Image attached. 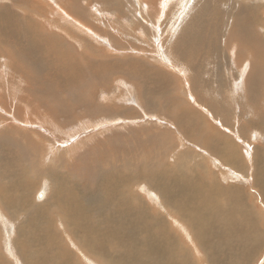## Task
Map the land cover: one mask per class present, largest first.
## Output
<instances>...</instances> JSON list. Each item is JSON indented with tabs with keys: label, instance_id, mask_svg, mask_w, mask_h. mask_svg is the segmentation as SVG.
<instances>
[{
	"label": "bare ground",
	"instance_id": "obj_1",
	"mask_svg": "<svg viewBox=\"0 0 264 264\" xmlns=\"http://www.w3.org/2000/svg\"><path fill=\"white\" fill-rule=\"evenodd\" d=\"M51 1L52 0H50V2ZM72 1L74 2L71 5L67 6L66 3L64 5L61 4L58 9L66 18V24L69 25L70 22H72L73 27L80 25L83 29L85 28V30L88 29L93 32L94 35L90 37H93L92 40L96 42L95 46L93 45L95 51L98 49L97 45L100 44L103 50L119 52L115 48L119 44H114L115 40L113 35L104 33V35H102L104 37H99L98 35L100 34L86 26L83 21L79 20L78 15L81 13V9H78V5L81 0H79V4L78 0ZM104 1L105 0H103V3L101 2L102 5L100 7L104 5H107V7L101 8L100 12L94 11L96 15L93 16L95 20L93 22L95 24L99 25L102 22L104 26L105 20L109 22V26H111L110 23L116 24L113 20L112 22L110 18V15L115 12L118 13L116 16L124 19L129 15L127 14V16H125L126 11L119 0ZM136 1L139 4L141 2L142 6L148 10L149 7L146 8L147 4L143 0H140V2H138V0ZM163 1L166 2L167 0ZM186 1H184L183 4L179 2L176 3L177 7H184L186 4V11L184 13V18L183 14L181 15L183 19H180V25L176 26L173 30H176V32L173 34L175 38L172 41L170 50L177 57L176 59L181 65L186 64V75L188 72L191 73V75H187V78L190 80L187 79V83L189 84L188 91L194 95L193 97L195 98V100H191L194 101L195 105L207 112V116H209V119L213 123L222 124L221 121H223L224 124H227L228 113L226 112L228 109L226 103L221 100L219 94L220 91L224 90L222 88L226 85V81L221 77H216L213 79L212 83L209 82L206 79V70L208 69L205 68L207 66L205 65V67L204 64L198 63L202 60L205 62L207 58H212L220 60L222 66H231H227L226 60L222 59V57H224L222 56L224 55L223 53L227 51L226 46L228 44L231 50L230 54L233 55V58L228 57V55L227 58L235 60L234 62L239 66H242L243 63H245V65L254 63L255 70L252 73L247 72L249 73L247 78L250 77L249 88L254 93V99H258L257 109L261 110L260 113H257L250 104V109L247 113L248 107L245 106L246 111L242 115L244 119L237 122L240 127L237 128L236 126L233 130L235 133L239 132V135L242 137V130H248L249 133H251L250 140H254L256 143L258 141L264 142V95L260 96L259 94V90L264 87V3L259 2V0H203L199 3L200 0H198L197 3L194 1L188 4L190 0ZM6 2L4 6H0V52L4 49L9 54L12 61L25 65L28 69L32 70L33 74L36 72L34 80L31 81L29 76L26 78V80L32 84V86H30L31 88L29 87L30 91L34 90L35 92H42L49 96H54L51 94L56 93L49 92L52 87L59 88V91L67 88L70 89L80 84L82 79H87L88 77L90 82L92 81V84L108 82L110 84L112 79L117 80L121 77L124 81H131V83H135L136 86H138L135 87L141 92L137 95L138 101L142 103L139 104L136 102V104L139 106L147 104L151 109L149 110L150 114L160 115L164 121H168L166 117L168 112L173 108H178L179 104L170 99L169 86L175 81L174 78L172 82V77H169L167 74H161L157 82L150 78L147 79L146 77L136 78L134 81L130 77L118 73L122 64L117 60L106 62L97 61L93 63L83 52L86 50V46L92 45L93 42L91 40H86V38L84 41H82L83 39L79 41L80 38L76 35L67 33L75 45L78 46V49H74L71 44L65 43L55 32H47L35 21L34 15L36 13L33 14L31 13L32 9L25 8V5L30 3L29 1L6 0ZM101 3L99 1V4ZM198 3L199 5L197 6ZM55 4H57V0H55ZM162 4L164 5V2H162ZM72 5L73 8L71 7ZM88 7H90L89 4ZM100 18L103 19L101 20ZM127 19L128 18H126V20ZM121 27L126 37L128 33L126 31L127 27ZM113 30H115V28H112V31ZM116 33L122 34L119 28H116ZM82 34L84 35V33ZM89 34L92 35L91 33ZM106 41L110 46L109 48L113 49H109L105 46L104 42ZM232 41L234 42L231 43ZM127 50L128 49L123 51ZM129 50H133L138 54L140 53V51L132 47L131 49L129 48ZM80 51L83 53L79 56ZM248 55H252L251 60H249ZM6 57L9 59L8 55ZM135 64L136 62L132 63L129 68L133 73L136 70ZM219 65H221L220 62ZM111 69H113L112 79L107 75ZM236 71L235 69V72ZM25 72L21 73L25 75ZM192 72H194V77L192 76ZM233 74L236 75L235 73ZM239 74L241 75V73ZM161 78H163V80ZM241 81L242 86L245 88L246 81L243 79ZM175 84H178L177 81H175ZM122 86L124 85L122 84ZM109 87L108 90H105L106 93L110 92ZM243 87L235 89L237 92L240 90V94H237L240 96V98H238L240 100L242 97L241 94L244 92ZM144 90L146 91L144 92ZM209 90H212V92L219 90L218 94L215 92L217 95L211 96L213 100L211 108L202 100L207 97L206 92ZM188 91H186V95ZM81 93H83V91H81ZM123 93H125V91ZM127 94L129 93L127 92ZM192 95H190V98H192ZM54 98H58V96H54L53 99ZM234 103L236 106L235 108L232 106L235 115L233 119H236L237 114L239 118L238 103H241V101L235 100ZM80 104L81 103L78 101H75L72 108L69 106V108L65 110V112H68V116H63L62 120L64 121L70 117L73 109L79 107ZM76 105L77 107H75ZM111 108L116 110L119 107L117 103L114 102ZM157 108H164L165 111L163 113L154 111ZM179 109L184 112L187 118L186 131H188V129L191 130L187 125V123H190L194 125L192 130L201 132L200 117L190 112L188 108L183 109L179 107ZM169 121L170 124H172L171 122L173 121L170 119ZM203 127L207 130L205 136V133L201 135V141L210 152L201 148V146H195L207 152V154L211 153L216 157H222L225 152L227 158H229L226 166L230 165V167L238 170L239 167H241V163L240 160H238L234 142L230 141L225 136L220 139L212 127L207 126L206 121ZM222 129L226 130L225 127H222ZM150 139L152 143H145L143 140L142 143L136 147L137 152L134 155L128 158L114 159L109 162L107 170L99 173L97 169L94 168L98 173L95 171L94 173H96V175H94L92 179L86 180L87 177H84V179L82 178V180H84L82 184L84 192H77L73 186L70 187L69 185V187H66L64 185L66 178L60 174L62 169L65 168L63 165L54 166L55 169L60 171L56 173L50 171V168H48V170L46 169L48 172L44 168L41 169L40 175L44 180V185L50 183L56 184L53 193L55 198L49 200V196H46V189L44 190V188H41V193H38L39 191L34 193V197L38 200L34 201L36 202L35 204H33L32 199L28 197L30 191H32H29V187H31L33 183H26L23 179L25 172H27V168L23 166V170L17 173V164L12 160V153L9 147V144H11L10 140L1 144L0 147L6 148L8 154H10L9 160H3V155L0 153V213L14 224L13 228L8 230L9 235L7 236L11 238V241L13 240L15 226L16 223H18L17 219H22L20 217H23L26 218L27 222L20 227L21 232H28V222H31V224L36 227L35 231L38 233L37 235L35 234L33 240L38 241L41 236L43 240V232H41L43 226L55 228V216L49 215L52 212H57V215H59V223L57 222V226L62 227L64 235L58 245H56L51 243L52 239L56 237V234L52 236L48 232L45 241L43 240L44 242H42V245L39 244V247L35 245L32 247V241L30 242V240L25 242L20 241L21 238L16 240L15 247H13V243L7 238L6 241L12 249L21 253L22 264H68L66 258L68 259L73 255L70 248L67 247V242L74 244L78 252L80 251L86 254V256L89 255L103 264H139L136 261L139 262L140 259L145 261L144 256L147 253L146 249L143 248L145 242L140 241V250L139 248L132 250L133 248L129 245L132 236L129 235L127 230L125 231L122 229L125 220L132 221L129 213L127 211L125 212V209L133 200L135 196L134 193L142 195L139 191L135 190L134 187L143 188L145 196L148 198L146 201H152L160 210L163 208L167 209L169 201L174 197L187 193L189 194L190 192H187L189 189L192 190L191 194L198 193L200 199L193 198L195 202L191 204L193 205L192 210L194 211V214L191 215L192 217L188 220L181 219L180 216L175 218V224L182 223L180 226L186 227V233L183 231H181L182 234L180 233L181 240L183 237L189 238L191 249L193 248L194 253L196 251L197 255L204 258L205 264L252 263L264 249V222L259 214H256L252 209L246 207L241 202H232L228 200L220 202L216 199L215 195H223L222 191H224L228 198L230 196L236 198L237 193L234 192H240L237 188H233L232 186L229 188H221L213 182L212 179L215 172L212 170L215 171L218 169L219 165H222L220 160H209L210 164L208 165H212L213 169L211 168L212 170H205L204 172L209 177L208 182L200 184V181H196L193 183H197V185H193L190 183L189 178H186L184 168L179 166L181 165L179 164V160H174L175 164L173 165L167 160H164L168 145L165 143L160 144V140L155 134H153ZM182 140L181 138V141ZM263 146L264 144L254 146V174L251 178L252 184L259 190L260 195L264 198ZM257 147L262 148L257 149ZM124 151L130 153L131 150L124 149ZM119 160L123 161L125 170L123 174L115 168ZM205 161L207 162L208 160ZM186 164L192 163L190 160H186ZM81 165H83V163H81ZM82 168L83 167H81V169ZM209 174L211 175L209 176ZM69 176L73 177L72 174L68 175L67 182H69ZM16 178L17 181H15ZM195 179L196 176L194 175L193 180ZM37 181L40 182V177ZM169 182H173V185L178 187L182 194L177 192L174 187L166 184ZM74 184L77 185L78 183ZM22 190H24V193ZM14 192H19L21 196L20 201L16 205L13 204V201L6 199V197L13 195ZM22 195L25 196L28 207H22ZM66 195L68 197H66ZM25 201H23V203ZM38 202H45V205L39 207L37 205ZM142 202L143 195L139 197L136 207H140ZM185 204L186 206L190 205L189 201H186ZM169 209L171 210L170 207ZM9 212L13 213V217L9 215ZM141 213H143L142 210ZM200 215H207L209 221H204L202 219L192 220L194 217ZM32 218H34V221H32ZM209 223L218 226L220 230H216V228ZM5 224L7 225V222L4 223V225ZM171 225H173V221H171ZM135 226L136 224H134L132 228ZM0 228H2L1 225ZM5 246L4 244V248H6ZM158 246L163 247L159 244ZM173 248L177 254L182 247L180 244H178V246L173 244ZM138 250L141 258L137 256ZM155 252L154 257L157 261L153 264H174L172 260H164L166 255L162 251L159 250ZM38 254H42V258L39 260L40 263L36 261ZM189 254L192 255L191 250L189 251L187 248L183 249L179 256H177V262L180 260L181 262H179V264H189L187 262ZM3 256L4 255L0 252V264H8ZM29 256L34 257V259L29 258ZM77 259L75 255V264H81V261L79 259L77 261Z\"/></svg>",
	"mask_w": 264,
	"mask_h": 264
},
{
	"label": "rangeland",
	"instance_id": "obj_2",
	"mask_svg": "<svg viewBox=\"0 0 264 264\" xmlns=\"http://www.w3.org/2000/svg\"><path fill=\"white\" fill-rule=\"evenodd\" d=\"M27 1L30 3L28 5L24 4L26 6L25 8L32 9L31 13L33 14L36 13L34 15L35 21L47 32H55L65 43L71 44L74 49H78V46L75 45L67 33L76 35L80 38L79 41L82 39V41H84L86 38V40H91L93 42L92 45L86 46V50L83 51L91 62L95 63L97 61L106 62L117 60L122 64L118 73L126 75V77H130L134 81L136 78L146 77L147 79L150 78L151 80L157 82L161 74H167L169 77H172V82L174 78L178 84H175V81L170 84V99L179 104L178 108H173L168 112L166 116L168 121H164L160 115L150 114L149 110L151 109L147 104L142 106L136 104V102L139 104L142 103L138 101L137 95L141 93L135 88L138 86H136L135 83H131V81H124L121 77L117 80L112 79L113 69L109 70L107 73L110 79H112L110 84L109 82L92 84V81L90 82L88 77L87 79H82L80 84L70 89L67 88L59 91V88L52 87L49 92L56 93L51 94L55 97L58 96V98L53 99L54 96H49L42 92H35L34 90L30 91L29 87L32 86V84H30L31 82L27 81L26 78L29 76L31 81L34 80L36 72L33 74L32 70L28 69L25 65L12 61L9 54L4 49L1 50L0 145L10 140L11 144H9V147L12 153V160H14L17 164L16 172L18 173L23 170V166L27 168V172H25L23 179L26 183H33L31 184L32 186L29 187V191H32H30V194L28 195L29 199H32L33 204L36 203L34 201H38L34 197V193L36 191L41 193V188H44V190L46 189V196H49V200H53L55 198L53 193L55 191L56 184L50 183L44 185V180L40 175L41 169L44 168L45 170H48V168H50V171L56 173L60 171L55 169L54 166L63 165L65 168L62 169L60 174L66 178L64 185L66 187H69V185L70 187L73 186L77 192H84L82 186L84 180H82V178L84 179V177H87L86 180L92 179L94 175H96V173H94L96 171L94 168H96L100 173L107 170L109 162L112 160L126 157L128 158L129 156L134 155L137 152L136 147L141 144L143 140L145 143H152L150 137L155 134V136H157L160 140V144L165 143L168 145V150L166 151L164 160H167L172 165L175 164L174 160H179V164H181L179 166L184 168L186 178H189L190 183L193 185H197V183H193L196 181H200V184L208 182L209 177L204 172L205 170L213 169L212 165H208L210 164L209 160H220L222 165H219L217 170H212L215 172L212 179L213 182L221 188H229L232 186L233 188H237L240 192H234L237 193L236 198L231 196L228 198L224 191H222L223 195H215L216 199L220 202L227 200L232 202H241L246 207L252 209V211L256 214H259L264 222V198L260 195L259 190L252 184L251 178L254 174V146L264 144V142L258 141L256 143V141L250 140L249 138L251 137V133H249L248 130L245 131L241 129L243 137L239 135V132L235 133L233 130L236 126L237 128L240 127L237 122L244 119L242 115L246 111L245 106L248 107L247 113L250 109V104L254 107L257 113L261 112V110L257 109L258 99H254V93L249 88L250 77L247 78L248 74L255 70L254 63L250 65H245V63H243V67L236 64V62H234L235 60H231L233 55L230 54L231 50L228 44L226 46L227 51L226 53H223L224 55L222 56L224 57H222V59L226 60L224 61L227 66H231H222L220 60L212 58H207L208 60L205 59V62L202 60L203 62L200 61L198 63L207 66H205V69H208L206 70V79L209 82L212 83L213 79L216 77H221L226 81V85L224 84L225 86L222 88L224 89L223 91L219 92V90H217L212 92V90H209L206 92L207 97L202 99L206 105L211 108L213 101L211 96L217 95L219 92L221 100L226 103L228 109L226 112L228 113L227 124H224L223 121H221L222 124H216L209 119L207 112H205L201 107L195 105L194 101H192L195 100V98L193 97L194 95L189 93V84L187 83V75H191V73L188 72L186 75V64L181 65L176 59L177 57L170 50L172 47V41L175 38V35L173 34L176 32V30H173L176 26L180 25L181 20L185 17L184 13L186 11V0H167L166 2L163 0H143L148 5H146V8L149 7L148 10L142 6L140 0H138L140 4L137 3L136 0H119L122 3V7H124V10L126 11L125 16H127V14L129 15L127 17L124 16V19L116 16V14H118L116 12L111 14V21L113 20L114 23L118 24L116 25L110 23L111 26H109V22L106 20L104 21V26L102 22L99 25L93 22L95 21L93 17L96 15L95 12H100L101 8L107 7V5L100 7L103 0H81V5L78 0V9H81V13L79 15L77 14L79 20L83 21L86 26L92 28L100 34L98 35L99 37H104L102 36L104 33L113 35L115 40L114 44H119L115 47L119 52L103 50L100 44L97 45L98 49L95 51L93 45L95 46L96 42L92 40L93 37H90L94 35L93 32L88 29L85 30V28L83 29L80 25L73 27L72 22H70L69 25L66 24V18L58 11V9L61 4L64 5L66 3V5L69 6L74 1L57 0V4H55V0H52L51 2L50 0ZM99 1L102 3L99 4ZM107 1L108 0H105L104 2ZM184 1H186L184 7L176 6V3L179 2L183 4ZM194 1L195 3L198 2V0H190L188 4ZM202 1L203 0H200L199 3ZM162 2H164V5ZM259 2L264 3V0H259ZM6 3V0H0V6H4ZM88 4L90 7H88ZM71 7L73 8V5ZM142 7L144 8V11ZM182 14L183 18L181 16ZM126 18H128V21ZM100 19L102 20L103 18ZM121 26L127 27L126 31L128 33L126 37L124 36ZM112 28H115V30L112 31ZM116 28H119V31H121L122 34L116 33ZM82 33H84V35ZM233 42L234 41L231 43ZM104 43L107 48L110 47L107 44V41ZM131 47L140 51V53L138 54L133 50H129ZM126 49L128 50L123 51ZM83 52L80 51L79 56ZM130 52L133 53L131 54ZM7 55L9 59L6 57ZM227 55L231 58H227ZM248 58L251 60L252 55H248ZM134 62H136V70L133 73L129 70V68ZM219 62L221 65H219ZM235 69L237 70L236 72ZM21 72H25V75ZM192 73V76L194 77V72ZM239 73H241V75ZM161 79L163 80V78ZM242 79L246 81L245 88L241 84ZM122 84L124 86H122ZM108 87L110 92L106 93L105 90H108ZM238 87H243L244 89V92L241 94V100L238 99L240 96L237 95L240 94V90L238 92L237 90L235 91ZM81 91H83V93H81ZM124 91L125 93H123ZM145 91L146 90H144V92ZM186 91H188V96L186 95ZM127 92L129 94H127ZM259 94L260 96L264 95V87L259 90ZM190 95H192V98H190ZM235 100L241 101L242 104L238 103L239 118L237 114V118L233 119V116L235 115L232 106L235 108ZM75 101L81 103L80 106L77 107V104L75 106L77 108L74 107L75 109H73L70 117L63 121L62 117L68 116V112H65V110H67L69 106L72 108ZM114 102H116L119 107L116 110L111 108ZM179 107H182L183 109L188 108L190 109V112L200 117V125L202 128L201 132L192 130L194 125L190 123H187V125L188 128H191V130L188 129V131H186L187 118ZM154 111L163 113L165 109L157 108ZM169 119L174 122H171L173 125L170 124ZM205 121L207 126L212 127L220 139L225 136L227 139L234 142V146L236 147L238 154V160H240L241 163V167H239L238 170L230 167V165H228L229 167L226 166L229 158H227L224 151V155L222 157H216L213 154H207V152L198 148L201 146V148L210 152L205 148V145L201 141V135L203 133H205L204 136L206 135L207 129L203 127L205 125ZM222 127H225L226 130H223ZM181 138L183 139L182 141ZM258 148L260 149L262 147H257V149ZM124 149H130L131 151L130 153H127ZM0 153L3 155V160H9L10 154H8V150L6 148L0 147ZM186 160H190L192 164H186ZM205 160L208 161L206 162ZM81 163H83V165H81ZM81 167L83 168L81 169ZM115 168L122 174L125 172L122 160L117 161ZM70 174H72L73 177H68L69 183L67 182V176ZM194 175L196 176L195 180H193ZM210 175L211 174H209V176ZM39 177L40 182L37 181ZM15 181H17V178ZM74 183L78 184L75 185ZM166 184L174 187L177 192L182 194L181 190L173 185V182ZM134 189L143 195V202L140 207H136L138 199L139 197H142V195L134 193L135 196L133 200L125 209V212L127 211L129 213L132 221L125 220L122 229L125 231L127 230L129 235L132 236L129 242V245L133 248L132 250H136V248L141 247L140 241L145 242V246L143 247L147 251L144 256L145 261L140 259L139 262H136L139 264H153L157 261L154 257L156 253L155 251L158 252L160 250L166 255L164 260H172L174 261V264H179L181 261L178 260L177 262V256H179L183 249L187 248L189 251L191 250L192 253V255L189 254L187 257V262L189 264H205L204 258L197 255L196 251L194 253L193 248L191 249V242H189L190 239L183 237L181 240V231L186 233V227L180 226L182 223L175 224V218H178V216H180L181 219L187 220L192 217L191 215L194 214V211L192 210L193 205L191 204H194L195 202L193 198H199V194H191L192 190L189 189L187 191L190 192L189 194L187 193L185 195L174 197L169 201L167 209L163 208L160 210L152 201H146L148 198L145 196L143 188L140 189L134 187ZM22 192L24 193V190H22ZM20 197L19 192H14L13 195L6 197V199L13 201V204L16 205L20 201ZM66 197L68 196L66 195ZM25 200V196L22 195V207H28L27 201ZM23 201L25 202L23 203ZM186 201H189V206H186ZM37 205L40 207L41 205H45V202H38ZM41 210L43 211L42 207ZM141 210L143 213H141ZM9 215L13 217L12 212H9ZM49 215L55 216V228L43 226L41 230V232H43V240L45 241V237L48 235V232L52 236L56 234V237L52 239L51 243L58 245L59 241L64 237L62 227L57 226L59 223V215H57V212H52ZM20 218L22 219H17L18 223H16L15 226V234L13 240L11 241V238L7 235H9L8 230L13 228L14 224L10 220L9 222L8 219L0 213V225L2 226V228H0V238L2 239H0V252L4 255V260L8 264H22V259L21 253L15 249L14 251L9 243H7V238L13 243V247H15V243L18 238H21L20 241L22 242L27 240H30V242L32 241V247L33 245L39 247V244L42 245V242H44L42 240V236L39 237L38 241L33 240L35 234L37 235L38 233L35 231L36 227L31 224V222H28V232H21L20 227L27 221L26 218ZM195 219L209 221L207 215H200L194 217L192 220ZM5 221L7 222V225H4V223H6ZM32 221H34V218H32ZM171 221H173V225H171ZM134 224H136V226L132 228ZM209 224L214 226L216 230H220L218 226L212 223ZM44 228L47 231H45ZM3 242L6 245V248H4ZM67 244V247L70 248L73 255L68 259L66 258L68 264H75V255L81 261H79L81 264H103L89 255L86 256V254L80 251L78 252L74 244H71L70 242H67ZM158 244L163 247H159ZM173 244H176V246L180 244L182 247L177 254L174 251ZM139 250L137 256L138 258H141ZM41 255L42 254L37 255V262L41 260ZM10 256H13L15 259ZM29 258L34 259L32 256H29ZM250 264H264V249Z\"/></svg>",
	"mask_w": 264,
	"mask_h": 264
}]
</instances>
